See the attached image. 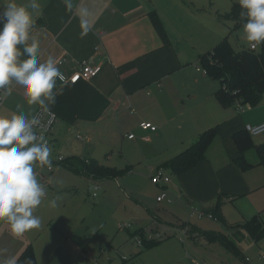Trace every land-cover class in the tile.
<instances>
[{
  "label": "crops",
  "instance_id": "0c3cea01",
  "mask_svg": "<svg viewBox=\"0 0 264 264\" xmlns=\"http://www.w3.org/2000/svg\"><path fill=\"white\" fill-rule=\"evenodd\" d=\"M195 1L198 3L197 0H39L41 10L36 14L32 35L39 40L41 62L50 56L56 62L66 57L63 65L57 64L66 75L80 62L102 64L100 73L91 80L67 81L66 87L57 82L58 90L64 89L51 109L58 116L51 132L52 161L59 156L94 158L118 169L119 165L110 158L124 151L129 173L133 169L128 160L133 163L130 160L133 152L140 155L139 162L144 160L140 151L147 150L142 143L145 138L151 139L152 154L146 159L149 167L166 169V162L195 143L201 132L220 125L217 141L207 151L206 159L179 176L181 194L191 207L204 211L215 204L219 194H224L225 204L255 189L248 173L234 163L237 150L233 134L246 124L264 122V98L255 107L245 105L239 115L237 105L225 108L220 104L216 97L219 81L209 77L199 63V56L208 52L204 50L217 38L214 32L213 35L207 32L201 43L196 41L194 30L190 34L193 25L206 19L205 14H199L201 9ZM3 3L0 0V5ZM150 10L160 15L170 43L164 44L155 30ZM8 88L12 94L7 95L0 115L35 116L41 106L28 104L23 89L15 81ZM141 122L157 124L158 131L142 129ZM135 132L138 134L135 139L128 138ZM215 148L220 156H216ZM105 157L106 163L102 161ZM58 168L59 165L51 170L38 166L37 174L40 172L49 185L50 179L67 175L64 171L57 174L54 170ZM97 196L98 193L94 197ZM245 200L239 201L244 220L259 215L255 207H247ZM31 230L15 236L10 225L0 221V264H17L18 257L32 245ZM263 241L258 244L259 249ZM34 250L38 264H51L52 260H46L35 245Z\"/></svg>",
  "mask_w": 264,
  "mask_h": 264
},
{
  "label": "rangeland",
  "instance_id": "374dc122",
  "mask_svg": "<svg viewBox=\"0 0 264 264\" xmlns=\"http://www.w3.org/2000/svg\"><path fill=\"white\" fill-rule=\"evenodd\" d=\"M197 2L195 1L197 7L201 9L199 14H205L206 19H209L208 22L203 19L204 22L193 25L190 34L194 30L196 41L201 43L207 32L212 35L214 32L217 38L204 52L216 46L224 37L229 38L235 49L250 47L251 42L246 39L243 25L234 28V21L223 23L217 19V10L222 14L230 11L234 3H239L238 0ZM258 50H261V45ZM245 107L236 109V114H241ZM142 139L145 141L142 143L147 146V150L141 148L140 151L145 155L143 162H139L140 155L133 152L130 155L133 163L128 160L132 172H127L118 179L101 181L97 197L93 196V181L89 182L62 163L54 171L57 174L64 171L67 175L60 179H50L49 185L40 172V177L37 174L39 165L35 166L36 174L46 186L47 194L34 212V215L40 217L41 225L31 230L32 247L35 245L46 260H52L51 264H264V260H259L258 244L249 236L239 243L242 252L240 257L219 240L209 242L204 236L198 239L193 237L189 229L227 233L228 228L221 221L209 217L200 219L192 213L191 205L181 194V188H178L179 176L170 168L165 169V173L171 178L166 187V196L163 201L157 199L162 195L161 188L151 179L157 169L150 168L146 161L152 154L151 139ZM252 140L255 144L264 142V132L252 135ZM216 141L217 135L208 152ZM218 150H213L216 156H220ZM249 155L252 160L256 159L254 151H250ZM126 157L124 151H118L110 159L119 165L118 169H125ZM102 161H107L106 157ZM243 172L248 173V179L256 187L222 206L221 211L228 223L245 221L239 202L245 198L247 207H255L257 214L264 220V166L258 165ZM52 200L56 201L54 207L49 203ZM122 224L131 226L129 229L121 228ZM150 228L158 230L152 231ZM140 230H144L147 237L152 232L154 235L159 233L163 238L153 248L144 249L143 245L136 243V234ZM262 249L264 250V241ZM124 256L126 260L123 259ZM246 257L251 258L250 263L245 260Z\"/></svg>",
  "mask_w": 264,
  "mask_h": 264
},
{
  "label": "clouds",
  "instance_id": "9594fccd",
  "mask_svg": "<svg viewBox=\"0 0 264 264\" xmlns=\"http://www.w3.org/2000/svg\"><path fill=\"white\" fill-rule=\"evenodd\" d=\"M245 18L244 33L253 46L264 44V0H238ZM39 0H4L0 5V89L11 95L8 86L15 81L23 89L27 103L39 105L51 114L58 95V81H67L57 62L48 57L41 62L39 40L32 35ZM74 82V81H73ZM40 116L0 115V221L20 236L41 225L35 210L42 204L46 186L38 178L35 166L51 168L52 148L44 135H38ZM56 206V201L49 202ZM14 264V262H13ZM31 264V261H27Z\"/></svg>",
  "mask_w": 264,
  "mask_h": 264
},
{
  "label": "trees",
  "instance_id": "16d2710c",
  "mask_svg": "<svg viewBox=\"0 0 264 264\" xmlns=\"http://www.w3.org/2000/svg\"><path fill=\"white\" fill-rule=\"evenodd\" d=\"M241 8L239 3H234L228 12L217 13L221 22L228 20L234 21V28L244 25L245 18L240 15ZM151 17L155 30L158 31L164 44L170 43L167 31L160 15L156 10L148 12ZM250 49V47L235 49L228 37L218 42L215 47L199 56V63L205 73L213 79L219 81L220 88L216 92V97L223 107L234 106L237 103L245 106L255 107L264 98V44H261V50ZM220 125L213 126L204 130L198 135L196 142L188 148L181 151L165 164L173 173L181 176L194 169L199 162L206 159L207 150L215 139ZM233 140L237 153L234 157V163L241 171L249 168L264 166V142L255 144L252 135L244 129L236 131L233 134ZM254 151L256 159L252 160L248 154ZM60 163L68 169L76 171L85 177L96 181L106 179H117L127 173V168L117 169L115 167L104 165L97 159L82 160L79 158L64 159ZM215 204L211 208H204L205 213L212 214L221 221L230 230L229 234L223 232H208L196 229H189L195 239L204 236L209 242L219 240L236 256H241V243L248 235L254 242L260 244L264 240V220L260 215L247 219L241 223L228 224L221 211L224 204V194L217 196ZM137 237L141 238L144 249H151L160 243L162 238L148 239L144 230H140ZM38 264L36 261L35 250L32 245H28L23 253L18 257L17 264Z\"/></svg>",
  "mask_w": 264,
  "mask_h": 264
},
{
  "label": "built area",
  "instance_id": "2783aa9c",
  "mask_svg": "<svg viewBox=\"0 0 264 264\" xmlns=\"http://www.w3.org/2000/svg\"><path fill=\"white\" fill-rule=\"evenodd\" d=\"M259 46L260 45L253 46V44L251 43L250 49L255 50ZM65 62H66V57H63L57 61V64L63 65ZM101 70H102V64L99 62H80L78 67L75 68V70H73L70 74L66 75L64 72L62 73L64 74L66 81H70L73 83V81L78 82L80 80H85V81L91 80L98 73H100ZM7 95L8 94L5 89H0V108L5 102ZM236 105L238 109L243 107L242 105H239V103H237ZM38 110L39 111L36 113V115L40 116V120H39L40 127L34 126V131H36L38 135H44L51 147L52 145L51 132L56 126V123H58V116L52 111L50 114L44 111L42 108ZM140 127L144 130L151 131V132H157L159 128L157 124L152 123V122H141ZM244 128L246 131L249 132L250 135L257 136V134H261L264 132V122L257 123V125L246 124ZM128 138L135 139V136L134 134H129ZM64 159H65L64 157L59 156V158L56 161H53V166L51 168H48L46 166L47 169L49 170L53 169L55 166L59 165L61 161H64ZM151 179L154 184L158 185L161 188L162 195L158 196L157 199L159 201H163L164 197L166 196V186L171 181L170 176L165 173L164 168H159L154 172ZM100 189H101V186L98 183H96L94 186L93 195L96 196ZM191 208H192V213L194 215H197L199 218L210 217L213 219L214 218L217 219V217H215L212 214L205 213V211L201 210L199 207L193 206ZM130 226H131L130 224H125V225L122 224L121 228L125 227L129 229ZM155 237L163 238L162 235H160L159 233L157 235H154L152 232H150L148 239L151 240ZM136 243L140 245L142 244L140 237H138V240ZM124 258L126 257L124 256ZM260 259L264 260V250L262 249V247H260L259 260ZM246 261L250 262L251 258L246 257Z\"/></svg>",
  "mask_w": 264,
  "mask_h": 264
}]
</instances>
